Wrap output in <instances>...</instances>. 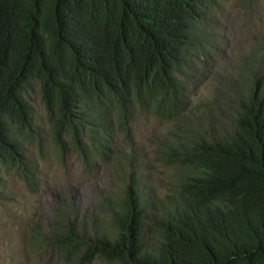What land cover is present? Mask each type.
<instances>
[{"label": "trees", "instance_id": "obj_1", "mask_svg": "<svg viewBox=\"0 0 264 264\" xmlns=\"http://www.w3.org/2000/svg\"><path fill=\"white\" fill-rule=\"evenodd\" d=\"M221 9L220 0H0V181L12 174L38 188L24 155L41 142L36 87L52 149L85 173L107 164L121 188L90 223L72 199L55 198L50 228L29 230L32 251L49 248L65 264H264V36L241 59L222 118L189 99L211 73ZM149 116L173 124L153 148L173 170L176 190L163 198L143 197L133 152L113 151L115 131L130 142L128 129Z\"/></svg>", "mask_w": 264, "mask_h": 264}, {"label": "rangeland", "instance_id": "obj_2", "mask_svg": "<svg viewBox=\"0 0 264 264\" xmlns=\"http://www.w3.org/2000/svg\"><path fill=\"white\" fill-rule=\"evenodd\" d=\"M220 1L222 9L217 25L214 26L215 30H209L216 33L213 39L218 48L210 61L211 73L204 82L191 84L189 94L191 107L203 104L206 111H212L218 118L223 117L227 99L233 90L232 85L240 84L241 59L264 36V1ZM29 97V106L34 113L33 124L41 129L38 133V140L41 139V142L37 147L35 141L33 145L27 144L24 155L34 159V166L38 168L39 185L35 191L30 192L12 174L4 175V180L0 181V264H65L49 248L40 249L38 254L32 251L30 228L37 224L41 225L42 230L50 228L55 198L72 199L79 217L90 223L99 215L98 202L121 189L117 183L119 177L115 173L111 175L110 168L105 163L98 162L94 170L85 173L82 162L72 153L64 158L60 157L52 149L50 125L46 121L36 87ZM226 113H229V108ZM171 128L172 122L149 116L128 129L127 132L131 134L130 142L124 139L123 133L114 132L113 151L117 150L123 155L133 152L140 166H143L139 187L145 198H163L176 190L172 168L153 160V148ZM62 141L68 151L70 143L64 137ZM40 149L43 151L39 156ZM177 190L179 191L178 188ZM150 217L146 218L144 234L147 241L153 243L155 233L148 225Z\"/></svg>", "mask_w": 264, "mask_h": 264}]
</instances>
